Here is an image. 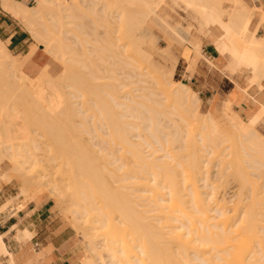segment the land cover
<instances>
[{
	"label": "bare ground",
	"instance_id": "6f19581e",
	"mask_svg": "<svg viewBox=\"0 0 264 264\" xmlns=\"http://www.w3.org/2000/svg\"><path fill=\"white\" fill-rule=\"evenodd\" d=\"M28 1L29 0H23V1L6 0V1H1L0 6H1L2 10L5 13H7L12 19L18 21L19 23L23 24V26H25V29L27 30V32L37 42V46L41 47L43 49V51L46 52L48 55L54 57L55 59H57L63 63L65 72H63L64 74L61 73L63 75H61L58 78L59 80L58 79L56 80V83L58 82L57 84L55 82H53L54 80L52 78L50 79V77L45 73H42L36 79L32 80L22 73V71H21V67H22L21 62L22 61H20L19 58H13L10 55L7 48L5 47V45L3 44V42L0 40V86L2 87L0 89L4 88L5 83L7 85V88L12 87V86L15 87V89H16L15 92L17 93L18 96L19 95H23V96L25 95L27 97V99H29L32 104L36 105V106H33L34 108H32L31 110H37L39 112L41 111L40 113H42L44 111L53 110L55 112L56 116H59L62 118L64 117L65 119H67L66 117L69 118V116L71 114V116L73 118L74 116L81 115V113H80L81 111L77 112L79 108L74 109L75 107L74 108L72 107L74 109L73 112L71 113L69 111L68 112L64 111L66 113H70L68 115H64V113L60 112V110L63 107L58 109V108H56V106H54V104L51 103L52 100H50L51 102H49V100L47 99L48 96L51 98L52 94L47 95V98H46V94L48 93V90H50L49 93H52L51 90H54L56 88H59L60 90L63 89V87H64L63 85H66L63 81H65L66 78L68 79V77H67L68 75L67 76L65 75L66 71H67V73H68V71L69 72L71 70L74 71L75 69H77L75 71H78V72L82 71L84 74H87V78L89 79L88 81L92 82V83L90 82L91 83L90 85L91 86L93 85V87H92L93 91H97L96 96L94 94V96H95L94 99L98 96L99 98L98 99L96 98V102L101 101L99 104H101L100 106H101L102 111H99L100 117L98 116L99 120L97 119L98 124H96V125H98V127L101 126L100 129L103 127L106 128L108 131L109 137H110V140L106 139L107 134L105 135L106 136L105 139H103L102 137L101 138L99 137L102 145H104V143L107 144L105 147H102L100 144V149L99 150L97 149L98 152H101L102 154L105 152V154L102 156H99L100 155L99 154V155H96L94 157L93 153H95V151H93L92 149H91V151H88V150H90V148H88L86 150V152L87 151L89 152L88 153L89 156H87L86 152H85L86 155L84 153H81L84 156H79L81 154H79L77 156L68 154V156H64V158L60 157L62 159V160L61 159L60 160L63 163L61 161H58L55 159L57 162H60V164L61 163H62V165L64 164V168L66 166L65 164H67V166H69L68 168L71 169V171H69V174L71 173L74 176V175H76L75 171L77 170L76 172H77V174H79V177H82L86 182V183H84V182L83 183L86 184L87 187H86V185H84V184L83 185L85 187L84 189L87 188V190L82 192L79 189H76V190L80 191L77 193V191H75V186H74V184H76V182L74 180L77 179L76 178L77 176L76 177L74 176L76 178L74 180H73V178H74L73 176L71 177V175H69L70 178L68 176V178L70 180L72 178V181H70L71 183H73V181H74V184H73L74 188H73L72 192H76V194H77V195H75L76 199L74 198L75 196L73 197V194H71L72 196L69 195L71 198L73 197L75 199V201H77V202L74 201V203H72V205L70 204L74 208V210H71L72 214H73V212H74V214H76L79 210V212H81L80 215L84 214V216L87 217L85 219V221L87 220L88 224L86 223L85 229L87 228L88 225L92 229H90L88 227V229H86V231L87 230H96V231L103 230V243L102 244L101 243L93 244L94 241L92 240L93 241L92 242L90 238L93 236L92 234H94V233H92L93 231H89L92 233L91 234L92 236L91 237L87 236V240H88L87 244L90 245V246H88V248L89 249L91 248L90 250L89 249L88 250L90 252L92 250V252H93L95 249L94 252H96V248H98V246L96 247V245L97 244L103 245V246H101V249L105 248L104 252L106 254L108 253L107 255H109V256L106 255V258H105V259L108 258V261H106L108 264H165V263H162L163 260H165L163 262H166V264H193L192 261L189 262L190 258H188L189 257L188 251H190V249H191L190 252H192V250L195 249V246L197 245V244L196 245L194 244V243H196L195 241H197V239H194V237L199 238V241H200L201 240L200 237H201V234L203 232H205V233H203L205 235L208 234L207 232L209 230H206L207 232L203 231V226H205L204 224H206L207 221L212 220V218L209 217V214H211L212 212H213V214L214 213L216 214V211L217 212L219 211L216 209L217 207L214 210L211 208L212 206L210 207V204H207V202L210 203V201L213 199V198H211L212 195L210 197V194L205 189L203 195L206 194L205 192H207V194L205 196L206 198L204 199L203 197H200V196H202V194L199 193V191L197 190L198 186L196 187V185H197L196 181L201 177L199 175H203L202 174L203 172L202 173L200 172L202 170L203 161H202V163L199 162V159L201 161L203 159V156H202V158L199 157L200 152H197V151H200L201 149H199V150L195 149V146H193V144L190 141V143L188 142L189 144L186 143L184 146L185 150H187V154L184 157L181 155L178 156V154H180V153L176 154V152H177L176 150H175L176 152L174 154L173 153L174 149H177V147L173 148V146H175V143H178V144L179 143L181 144L183 142L185 143V141L183 139H185L187 142L186 136H185V138H183V136L186 133L182 132L183 130H181L180 127L177 128L178 126L177 127L175 126L174 131H172V127H170L171 131H170V129L166 131L167 121H165V120L168 118L167 117L168 115H162V116H166L167 118L164 117L165 120H163L164 118L161 119V117H160L161 114L155 113L156 110L154 111V108H151L150 105H149L150 108L147 107L148 105L143 104L144 101L139 102V100H141V99H145L147 101L151 100V99H149L150 96L151 97L153 96V98L155 100L156 98H160V96L162 95L161 96L162 101L159 102L160 105L164 101L163 99H168V101L170 100L171 104L174 102V106H175V107H173V109L175 110L174 112H179L178 113L179 115L181 114L180 117L182 119L179 118V120L180 121L182 120L183 123L185 122L184 124H186V122H188V123L194 122L192 124H195V126L198 127V129L201 127L199 133H201L202 135L205 133V136L203 135V137H206L207 140H209L210 142L211 141L213 142V143H211V145L213 144L212 147H214V148L217 147V148H215L216 151L217 150H220V151L223 150L222 148H223V144L226 142V139H225L226 136H223L217 122L215 121V119L211 115L206 114L207 115V116L205 115L206 117H204V116H203L204 118L202 117V114L200 112L201 101L197 97V94H195L186 85L181 84V83H176L173 80L174 70H175L177 63L173 62L170 65V67L169 66L167 67V65L165 67H164V65L161 66V64L159 65L157 63L158 60L156 61V59H155L158 56L156 57L155 56L156 54H155L152 57V55L148 52L147 48L144 47V44H145L144 42L146 41V39H145L146 35L144 36V34H147L146 31L144 34L142 33L140 35V36L143 35V37H140V36H138V38L136 36L132 37V38H134V40H132L131 42L129 41V42L134 44V46H135L134 52L136 53L137 56L145 59L150 70H152L153 73L148 71L149 68L148 69L145 68L143 70L140 66L136 65V63L134 61H132L134 59V57L130 58L131 56L128 57V55L127 56H124L125 54L123 55V52L125 51L124 49L126 46L122 44L123 42L120 43V41H121V40H119L120 38L118 40H116V43L109 45V47L111 46L113 48L112 51H110V49H108V48L105 49L104 47H103L104 49L102 48L103 50L102 49L100 50V48H101V45H100V47H98L99 49H97V47H96V48H93L91 50L89 49V50L79 52L78 50H76L72 46L71 41H70L72 39L69 38L70 43H67L68 38L65 37V35H67V34L69 35V36L67 35L68 37H72V34L74 35V33H72V34L69 33L70 29L72 30L70 32H76V31H73V29L74 30L76 29V30H79L82 32L83 26H86L82 22L84 18H86V20L88 22H89V20L87 18H89L90 20H93L91 22L92 24H93V22L97 23L100 21L105 22V24H106V22H109V20H110V21L117 22V23L123 22L121 24V25H123L129 21V23L132 24V26L129 25V27L132 28V30H133V31H131V30L130 31L134 34V32L137 31V28L140 29V28H143L145 26L146 21L149 18V15H148L149 11H147L148 13L144 12L143 11L144 8L147 7L148 9H150L152 11L151 5L152 4L154 5V3H158L159 1L163 2V0H80L79 4H78V2H76L74 4V7L78 6L77 8H71V6L73 4L71 5L70 3H66L67 2L66 0H32L35 3V5L32 7L27 5ZM170 1L173 5L178 6V7H180V5L182 4L185 8L187 18H189L195 24V31L197 33L196 36H197L198 41L195 44V47L194 46L193 47L195 48V54L197 56V60H198V57L200 56L199 48H200L202 39H205L211 43L217 42L220 45H224L228 42L229 45H231L233 50L229 51L226 49L224 54L222 53L223 57H224L223 64L226 66L227 70H230L229 72L233 73L235 71V69H238L242 66H245L251 74V78H250L251 82L249 81L250 83H252L251 85H256L257 87L261 88L260 82L262 79H264V37H257L255 33H256L257 28L260 27L259 25L264 24V11H262L260 9L261 7L258 8L256 6H254L255 5L254 3H256L254 1H257V0H254V1L245 0L246 4H244V0H227V2H230L231 4L233 3V5H234L233 8H231L232 11H230V12H226L224 10V8L223 9L221 8L223 0H170ZM72 3H74V2H72ZM67 4H69L70 7ZM76 4H78V5H76ZM153 5H152V7H153ZM139 6H140V8H141V6H143L144 7L143 10H137V7H139ZM156 7H157V5H156ZM152 14H153V12H152ZM257 14H260V17L256 21L257 23L255 25V29L251 33L249 39L245 42L244 36L247 33L248 28H250L249 26L251 25L252 21L255 19V16ZM97 25H98V23L96 24V26ZM140 30L143 31V29H140ZM95 33L96 32L94 31V34ZM70 34H71V36H70ZM105 35H107V33ZM105 35H102V36H105ZM96 36H97V38L99 37L98 34ZM74 38H76L75 35H74ZM101 39L102 38H100V41H101ZM142 39H145V40H142ZM104 41L102 43L105 45L106 42H104ZM152 41H149V42H152ZM185 41H186V39H185ZM93 42H95V41H93ZM96 42H97V40H96ZM98 43H96V44L99 45ZM118 43H120V44H118ZM90 44H91V42H90ZM121 44H122V46H121ZM133 44H131V45H133ZM88 46H90V45L88 44ZM88 46H85L84 48H86ZM88 48H90V47H88ZM35 50H36V47L32 48L30 55ZM111 53L114 55L113 57H112ZM161 53H163L164 55H161L158 58L162 59L163 62L165 60L166 62H164V63H168L167 60H169V63H171L170 60L172 61V58L169 55H167L168 51L165 52V50H163L159 54H161ZM125 57L126 58L128 57L132 60H130V62H129L128 61L129 59H125ZM28 58H29V55H28ZM117 58H120V61H117V60H119ZM24 59H27V57ZM114 59H117V60L111 61ZM121 61L124 64L123 67L120 65L122 63H120L118 65V62H121ZM114 62H117V63L114 64ZM105 64H107L109 66V68L105 67V69H104L103 65H105ZM194 64L196 65V62H194V63L191 62V65L190 64H189L190 66L188 65L189 71H193V67H195ZM101 65L103 68L101 67ZM120 69H121V71H120ZM145 70L147 71V73ZM151 73H152V75L156 74L157 77L151 76ZM146 74H149L151 76V77H149L151 81L154 79V81H152V82H155V84L157 86L156 87L157 89L155 91L158 90L157 92H154V90H153V91L149 92V94H148L147 92L151 89L149 87V90L146 92L147 95H144L143 93L146 91V87H145V89L138 90L140 87L139 84L140 85L143 84L144 86H145V84H147V81L149 79L146 81V79H147ZM162 76L166 78L167 85H168L167 88H166V86H164L162 84V81H161ZM70 77H71V74H70ZM145 77H146V79H144ZM72 78H74V77H72ZM135 79H137L136 83H134ZM130 80H132L133 82H131ZM127 81H130V82L127 83ZM81 84H79V85H81ZM84 84L85 83H83V87H84ZM134 84H135V86H136V84H138L137 86H139V87L137 89V87L133 86L134 88H133V90H131L132 91L131 92L130 90H128L127 87L134 85ZM151 84H153V83H151ZM155 84H153V85L155 86ZM53 85H55L54 89H51L50 86L52 87ZM56 85H58V86H56ZM59 85L62 88L59 87ZM67 86H65L63 90H65L66 87H67L66 88L67 90H68V88L70 90V86L69 85H67ZM89 86H88V88H89ZM46 88H47V90H45ZM94 88H96V89H94ZM140 88H143V87H140ZM124 89H126L127 92ZM129 89H132V86H131V88L129 87ZM147 89H148V87H147ZM83 90H85V89H83ZM4 91H5V89H4ZM54 91H53V93H54ZM138 91H141V93L143 91V93H142L143 95H139L140 93ZM62 92H64V91H62ZM67 92L68 91H66L65 96L67 95ZM75 92L76 91H73V93H75ZM135 92L136 93L138 92L139 94L138 93L133 94ZM5 93H4V96L6 98H4L3 96L0 97V98H3L2 99L3 102L5 101V103H4L5 105L1 103L2 106H8L10 103L13 104L16 102L17 98L16 99L12 98L13 97V96L11 97L12 94H9L6 91H5ZM57 94H60L58 96L60 98V100L59 99L58 100L63 101L64 98L61 96L64 93H57ZM19 97H18V99H19ZM56 97L57 96H55V99L54 98H51V99L56 101ZM74 97L77 98L76 96H74ZM101 97H102V99H101ZM65 98H67L68 100L71 99V98L70 99L68 98V95ZM21 99H20V101L23 103L24 100H21ZM45 99H47L48 102L50 103L49 106L48 105L46 106L45 102L47 100H45ZM77 99H79V98H77ZM91 100H89V101H91ZM154 100L151 101L153 103V105L156 104L159 106L157 99L155 101ZM30 102H29V104H30ZM69 102H71V101H69ZM69 102L66 100L67 105ZM49 103H47V104H49ZM59 103H60V107H61V102H59ZM89 103H91V102H89ZM148 103H149V101H148ZM23 104H25V103H23ZM29 104L27 103V105H29ZM74 104H77V103L75 102ZM64 105H65V103H64ZM2 106H0V110L2 109L1 108ZM17 106L19 107L18 104H17ZM66 106H64V107H66ZM70 106H72V104H70ZM161 106H163V105H161ZM172 106H173V104H172ZM9 107H10V105H9ZM12 107L15 108V104ZM25 107H26V105H25ZM67 108H65V109L68 110ZM72 108H70V109H72ZM5 109L7 110L8 108H5ZM15 109H17V108H15ZM223 109H224L225 115L233 123L232 127L234 129V132L232 134H229L228 136L230 137V135H232L233 138H235V140H237V142L240 143V147L243 150L245 157H247L249 159L248 164L246 163L247 161H245L244 164L251 165V163H252V165H254V166H252V167H254V169L256 166L258 168L260 167L259 169L264 168V166H261L262 164H264V136L257 134L256 131L254 130V128L257 126V124L262 119H264V104H262L261 109L256 114H253L252 116L248 117L245 121L239 119L238 117L230 116L231 114H229L228 111L231 110V104L225 103ZM81 110H82V108H81ZM34 112L35 111H32L33 114H34ZM51 113L54 114L52 111H51ZM35 114H36V112H35ZM44 115L45 114L43 113V116ZM49 115H51V114L49 113ZM179 115H178V117H179ZM71 116H70V118H71ZM91 116L96 117L94 115V113ZM7 118H8V116L6 115L5 119H7ZM35 118H36V116H35ZM37 118H38V120H36V121L39 122V119L41 117H38V115H37ZM44 118L47 120V117L44 116ZM45 119L44 120L41 119L40 123L47 125V124H45L47 122ZM54 119H55V117H54ZM48 120H49V117H48ZM71 120L73 123V119H71ZM80 120L82 121L81 118H80ZM86 120H88V119L86 118ZM162 120L164 121L165 124H163ZM169 120H171V119L169 118ZM189 120H191V121H189ZM42 121H46V122H42ZM50 123H49V125H50ZM77 123H79V122H77ZM39 124L37 123V126ZM42 124H40V125H42ZM85 124H87V123H85ZM190 124H188V127L191 126ZM8 125L6 124L7 127H8ZM44 125H42V127H44ZM66 125L68 126V124H66ZM69 125H71V124H69ZM81 125L83 127L86 126V125L84 126L83 124H80V126ZM93 125H95V124H93ZM96 125H95V127H97ZM195 126H194V128H195ZM53 127L54 126L52 125V128ZM59 127H61V126H59ZM73 127H74V125H73ZM73 127H71V128H73ZM39 128H40V126H39ZM77 128H79V127H77ZM92 128H94V126ZM80 129H81V127H80ZM80 129H78V130H80ZM88 129L90 130V128H88ZM88 129L85 131H88ZM57 130H58V128H57ZM78 130H76V131H78ZM52 131H54V130H52ZM206 131L209 135H207ZM33 132H35V131H33ZM89 132H90L89 134H91V131H89ZM181 132L184 133V135L181 134ZM25 133L26 132H24L23 134H25ZM83 133H84V130H83ZM85 133L84 134L87 135V132H85ZM95 133L96 132H94L93 134H95ZM10 134H12V133H10ZM89 134H88V138L90 137ZM66 135H68V134H66ZM202 135H200V136H202ZM9 136H11V135H9ZM28 136L30 137V135H28ZM63 136L61 138H63ZM161 136H162V138H166V140L164 139L165 141H162ZM208 136H209V139L207 138ZM29 137H27V138L24 137V139L26 138V140H28ZM32 137H31V139H32ZM54 137H53V139H54ZM68 137H69V135H68ZM7 138H9V137H7ZM206 139L204 138L202 140L205 142ZM100 140H99V142H100ZM104 140H106V141H104ZM23 141H25V140H23ZM56 141H57V139H56ZM76 141H78V140H76ZM68 142H70V140ZM3 143L4 142L0 143V151H1L0 153L2 154V155H0V167H1L2 163H4L5 161H9L14 166V168H12L13 170L11 171L12 173H14L13 175L16 176V172L19 174V176H21L22 173L25 174L24 171L27 172L31 168L32 164H34L38 161V158H35L36 157L35 154L34 155L31 154V151L29 154L28 150L25 151V148H24V150L22 149L24 145L23 146L20 145L21 147L20 146L14 147L16 145V144L15 145L13 144L14 142L13 143L10 142V145H6L8 143L7 142V143H4L5 146H3L4 145ZM97 143H98V140H97ZM97 143H96V145H97ZM196 143L201 144V140L200 141L196 140ZM56 144L58 145V143H56ZM82 144H83V142H82ZM190 144L192 146H190ZM62 145H63V142H62ZM62 145H60L61 148H62ZM166 145L168 147L167 150L165 149ZM186 145H187V147H186ZM214 145H216V146H214ZM79 146L81 148L83 147L82 145H79ZM170 146H172V147H170ZM69 147L63 151L71 152L73 154L74 152H82V151L84 152V150H85V149H83V150L82 149H76L75 147L73 148V146H72V148H69ZM97 147L99 148V145H97L96 148ZM190 147H191V149H189ZM192 147L194 148L193 150H192ZM196 147H197V144H196ZM21 149L23 151H21ZM37 149H35V151ZM39 149L41 150V148H39ZM149 149L151 151L150 154L148 152ZM183 149H181V150H183ZM215 149H213L214 151L212 150L213 153L216 152ZM13 150H17L18 153H17V151H16V153L18 155L17 154L15 155V151L13 152ZM19 151L22 153H24V152H26V153H24V154L20 153L19 154ZM166 151H168V152H166ZM91 152H93V153L90 154ZM161 152H163L162 155L160 154L161 156H156V154L161 153ZM145 153H147V154H145ZM126 154H128V155H126ZM196 154H198V155H196ZM97 156H99V157H97ZM71 157H73L75 160H72L73 158H71ZM52 158H54V157H52ZM150 158H152V159H150ZM64 159L66 160V162ZM182 159H183V161H182ZM71 160L73 162H71ZM164 160L165 161L169 160V162H165ZM221 164H223V163H221ZM223 165H225V162ZM228 165H230V164H228ZM217 166H219V164ZM71 167H73L74 169L76 168V169L74 170ZM220 167H221V165H220ZM224 168H226V167H224ZM258 168H256L255 170H257ZM227 169H229V168H227ZM59 170H63V169L61 168ZM222 171H224L223 168H222ZM72 172H74V173H72ZM222 174H223V172H221V175ZM13 175L11 176L10 174H6V173L1 174L0 175V182L2 180H6L5 182L10 183V181H12V179L14 180L16 178ZM138 175L139 176L142 175V176L139 178V177H137ZM198 176H199V178H198ZM7 179H8V181H7ZM198 181H197V183H198ZM70 182L68 181V183H70ZM200 182H203V184H204L203 179H201ZM67 185H69V184H67ZM56 187H53L52 189L54 190V188H56ZM208 187H209L208 184L207 185L204 184L203 189L204 188L208 189ZM24 188L25 187H23L22 189L20 188V190H22V191L18 194V198L24 197V194L26 192V189L23 190ZM41 189L42 188H40V190ZM57 189L58 188H56L55 191H57ZM237 189L238 188H236V190ZM164 190H166L165 193L163 192ZM254 190H252V193H254ZM59 191L60 190H58V193H59ZM186 192H189L188 195L190 194V196L192 197V199L191 198L190 199L192 200V204L195 206V210H193V208H194L193 205H192L193 207H191V209H192V211H196V213L198 214V215L196 214L197 217L199 216L198 218L197 217L195 218V216H193V218L189 217L188 216L189 213L188 214L186 213L187 215H185V213L181 209V206H185V205H186L185 208H187V209L189 208V207H187V204H188L187 201L189 199L186 198V196L184 195ZM55 193H57V192H55ZM142 193H144L143 194L144 196L146 195L145 196L146 201H143L145 199H144V197L141 196ZM184 196L186 199H188L186 201L187 202L186 204L183 201V200H185ZM241 196H243V195H241ZM238 197H239V195H238ZM255 197L256 196H254L253 198H255ZM136 198H140L138 200V202L139 201L146 202L143 204L146 205L149 203V206L152 204H153V206H151V209H150L149 206L147 207V205H146L148 210L146 209V207H144L145 209L140 210L141 209L140 208L141 203L140 204L136 203L137 202ZM141 198H143V199H141ZM252 201H254V199ZM190 202L191 201H189V203ZM23 203H21V204H23ZM183 204H185V205H183ZM206 204H207V206H206ZM211 204H212V202H211ZM255 204H257V203L255 202ZM138 206L140 209L138 208ZM143 206L144 205H142V207ZM208 207H210L211 209L210 208L208 209ZM220 207H222V205H220ZM256 207H257V205H256ZM20 208H21V206H19L17 209H20ZM152 208H154L155 210L156 209L162 210V211L161 210L159 211L160 212L159 215H158V213H157V215L155 214V219H157L156 218L157 216L159 218V219H157L159 224H157V223H155V224H156V226L159 225V227L154 226V223L150 224V222H148V218H147L149 216L148 214L151 215V212L155 211ZM185 208H184V211L186 210ZM188 211L191 214V211L190 210H188ZM71 212H70V214H71ZM79 212L77 214H79ZM221 212L222 211L219 212L220 214L219 213H217V214L220 215L219 217H221V220H222V219H224V216H225L224 213L225 212H222V213ZM67 213H68V211H67ZM262 213H264V212H262ZM252 214L254 215L253 212H252ZM80 215H78V216H80ZM218 215L215 217H218ZM75 216H73V219H75ZM254 216H253V220H252V218H250L251 220H249V222L248 221L246 222V223H251L248 225V226H250L249 229H251V231H249V233H251L252 231L254 232L255 227L257 226V225H255L257 222L254 221V219H255ZM80 217H83V215ZM150 217H152V216H150ZM153 217H154V215H153ZM186 217L189 219L187 220ZM199 218H201V220H198ZM256 218H257V216H256ZM151 219L153 220L154 218H151ZM75 220H74V222H75ZM79 220H81V219H79ZM183 220H185V221H183ZM192 220H195L194 223H198L197 221H200L198 223V226H197V224L195 225L197 227H200L203 225L201 227V229H202L201 232H200V228H199V231L196 232L197 235L194 234V232L198 229L194 230V228H196V227L193 225V223L187 224L189 221L192 222ZM225 220H227V221H225ZM225 220L224 221H220V220L216 221L215 227H213L216 229V232H214V234H213L212 231L211 232L209 231L210 233L208 235L209 236H211V235L215 236L216 235L220 241L222 239L223 240L224 239L226 240V238L228 239L229 237H227V236L230 235V233L234 232V231H232V229H231L233 226L231 228L228 227V225L230 223V222H228V219H225ZM82 221H84V220H82ZM261 221H264V219H262ZM186 225H188V226H186ZM207 225L209 226V224H207ZM231 225H233V224H231ZM97 226H99V227H97ZM78 227H79V225H78ZM182 228H184V230L188 229L186 234H184L185 231H183ZM228 228H230V229L228 230ZM244 228H245V226H244ZM227 230H228V232H227ZM230 230H231V232H229ZM242 231H244V230L242 229ZM104 232H105V235H104ZM245 232H247V231H245ZM199 233H201L200 236H198ZM191 234H194L193 237L189 236ZM203 234H202L203 237H202V241H201L202 243L201 244L204 243L203 238H204V240L206 238V236ZM232 234L233 233H231V235ZM187 236L191 237V239ZM233 236H236V234L235 235L233 234ZM240 236H241V234L239 236H237L236 238L231 237L227 240L228 241L226 243L227 245L225 244L226 248H224L225 245H223L224 247L222 249V250L226 249L227 251H225V250L222 251L220 248L219 249L220 252H217L218 254L221 253V251H222V253H225L224 254V255H226L225 257H224V255H223V258L220 257V259L224 260V261H222L223 263H225V261H226V263H229V264H241L242 263L241 258L243 260L245 259L242 257L241 254L242 253L244 254V252L245 253H247V252L244 251V249H241V251H244V252L240 253L239 252L240 249H238L239 245L235 244L236 242H239L242 239V237H240ZM242 236L244 237V233ZM239 237H240V239H238L239 240L238 241L237 238H239ZM164 238H166L165 239L166 241L164 240ZM183 238H184V240H183ZM185 238L188 239V242H191L193 239L195 240V241H192L193 245L190 244V246L192 245V247L189 250H188V248H186ZM100 240H102V239L100 238ZM171 240H173V241L175 240L177 244L179 243L178 246L181 247L182 253L185 254V257H184V255L182 256L181 253H177V255L175 256L176 253H173V251H171L172 254L170 253V251L168 252L169 248H171L170 250L173 249L172 246L174 244L177 245L176 243H173V242L171 243L170 242ZM207 241H208V238H207ZM162 242H164V243L170 242V244L168 243V245H166V244L164 245V244H162ZM205 242H206V240H205ZM231 242H233L234 244ZM243 242H244V238H243ZM243 242H242V244H243ZM171 244H172V246H171ZM207 244H210V243H206V245ZM223 244H224V242H223ZM93 245H95V247ZM175 245L173 247H175ZM188 245H189V243H188ZM203 245H204V247L206 246L205 244H203ZM243 245H241V246H243ZM245 245H247V243ZM165 246H167V248ZM190 246H188V247H190ZM102 247H104V248H102ZM182 247H184V248H182ZM198 247L202 248V246H198ZM198 247L196 248L197 250H195L196 252L200 250V248H198ZM161 248H162V250L165 249L164 251H166V249H167L166 256L168 254H171V258L169 257V260L170 259L171 260L169 262H167L168 260H166L168 258V256L166 258L164 251H163L164 253L162 255ZM214 248H216V247H214ZM98 249H100V248H98ZM157 249L158 250L160 249L161 251H158ZM228 250H230V252H228ZM256 250H257V247H256ZM216 251H218V249ZM212 252L214 253L215 250ZM257 252H256V254H257ZM199 253H201V252H199ZM90 254H92V253H90ZM201 254H203V253H201ZM247 254H249V253H247ZM252 254H253V252H252ZM0 255H7L9 258V262H10L9 264H13L12 256L6 250L4 239L2 236H0ZM211 255L213 256V254H211ZM163 256H164V258H163ZM192 256H193V254H192ZM203 256L204 255H202V257ZM210 257L211 256H209V258ZM226 257H228V260L224 259ZM95 259L96 258L94 256V260H93V257L90 258V260L89 259L88 260L91 261L90 263L92 264V263H94ZM103 259L104 258H101V259L99 258L98 261L100 262V260H101V262H102V263L100 262L101 264H107V263H105V259L104 260ZM196 259H194V260H196ZM207 260H209V259H207ZM98 261L96 259V262H98ZM216 261L217 260H215V262ZM201 262L202 261H199V264H201ZM204 262H207V261H204ZM204 262H203V264H204ZM262 262H264V261H262ZM84 263H86V262H84ZM94 264H97V263H94ZM205 264H207V263H205Z\"/></svg>",
	"mask_w": 264,
	"mask_h": 264
},
{
	"label": "rangeland",
	"instance_id": "374dc122",
	"mask_svg": "<svg viewBox=\"0 0 264 264\" xmlns=\"http://www.w3.org/2000/svg\"><path fill=\"white\" fill-rule=\"evenodd\" d=\"M67 2L66 3H70L72 6H71V8H77V7H74V4L76 3V2H78V4H79V2H80V0H66ZM251 1H254V0H251ZM72 2H74V3H72ZM254 2H256V3H254L255 5L254 6H256V7H258V8H260L262 11H264V0H257V1H254ZM160 3V4H159ZM78 4H76V5H78ZM157 5V7H156V5ZM244 4H246L245 3V0H244ZM27 5H29V6H34L35 5V3L32 1V0H29L28 1V3H27ZM68 6H69V4H67ZM75 5V6H76ZM153 5V4H152ZM152 5H151V8H152V11L150 10V9H148L147 7H143V6H141V8H140V6L139 7H137V10H143V8H144V12H147V11H149V13H148V15H149V18L147 19V21H146V24H145V26L143 27V28H140V29H143V31L142 30H140V29H138L137 28V31H135L134 32V34L131 32V31H133L132 30V28H130L129 27V25L130 26H132V24L131 23H129V21L127 22V23H125V24H123V25H121L122 23H117V22H113V21H110L109 20V22H106V24H105V22H97L98 23V25L100 26H96V22H93V24L91 23L93 20H90L89 18H87L88 20H89V22L86 20V18H84L83 19V24L84 25H86V26H83V31L81 32V31H79V30H74L73 28V31H76V32H70V31H72L71 29H70V31H69V33H74V35H75V37L76 38H74V35L72 34V37H68L67 35H65V37H67L68 38V41H69V38H71L72 40H70L71 41V44H72V46L76 49V50H78L79 52L80 51H85V50H91V49H93V48H96L97 47V49H99L98 47H100V45H101V48H100V50L104 47L105 49L106 48H108V49H110V51H112V47L110 46L109 47V45H112V44H114V43H116V40H118L119 38V40H121L120 41V43H122L123 45H125L126 47H125V53L123 52V55L124 56H127L128 55V57H130V58H132V57H134V59L132 60V59H130V58H126L125 57V59H129L128 61L130 62V60H132V61H134L135 63H136V65H138V66H140L143 70L145 69V68H149V66H148V64H147V62L145 61V59H143V58H141V57H139V56H137L136 55V53L134 52V49H135V46H134V44L133 43H130L132 40H134V38H132V37H137L138 38V36H140L142 33L144 34L145 33V31H146V33L147 34H144V36L146 35H148L147 37L145 36V39H146V41L144 42L145 44H144V47L145 48H147V50H148V52L152 55V57L155 55L156 57L158 56H161V55H164L163 53H161V54H159L160 52H162L163 50H165V52L166 51H168V53H167V55H169L171 58H172V61L170 60V62L171 63H169V60H167V62L168 63H164V62H166L165 60H164V62H163V60L162 59H159L158 57L157 58H155L156 59V61H157V63L160 65L161 64V66H163L164 65V67L167 65V67L169 66L170 67V65L173 63V62H176V63H178V59H179V57L180 56H182V58H184L185 60H187V63H186V70H187V73H188V75H189V78H191V77H193L194 75L198 78V77H202V81L203 82H207V83H209V82H217V81H227L228 83H229V85H231V86H233V87H236L237 89H241L243 92H245V93H247V92H249V94H251L250 96H252V97H254L255 96V94H258L260 91H262V88H260V87H257V86H253V85H251L252 83H250L251 81H250V78H251V74H250V72L247 70V68L245 67V66H242V67H240V68H238V69H235V71L233 72V73H230L229 71L230 70H227V68H226V66L224 65V64H221V65H218V67H214V64L212 65V64H210V63H207L205 60H204V58L202 57V56H204V57H206V58H209L210 57V53H211V50H210V48L209 47H206L208 44H209V42L207 41V40H205V39H202V41H201V48H199V53H200V56L198 57V60H197V56H196V54H195V44L197 43V33H196V31H195V24L189 19V18H187V15H186V11H185V8H184V6L181 4L180 5V7H178V6H175V5H173L172 3H171V1L170 0H163V2L162 1H159L158 3H154V5H153V7H152ZM233 3L231 4L230 2H227V0H223V3H222V5H221V8L223 9L224 8V10L226 11V12H230V11H232L231 10V8H233ZM70 7V6H69ZM136 8V7H135ZM139 8V9H138ZM155 8V9H154ZM154 9V10H153ZM75 11V10H74ZM151 11V12H150ZM152 12H153V14H152ZM245 12V11H244ZM260 17V14H257L256 16H255V19L252 21V23H251V25L249 26L250 28H248V31H247V33L245 34V36H244V41L246 42L248 39H249V37H250V35H251V33H252V31L255 29V24H256V21H257V19ZM12 19V18H11ZM128 19V18H127ZM20 28H22V29H24L25 31H27L26 29H25V26H23V24H21V23H19L18 21H16V20H14V19H12ZM130 20V19H129ZM162 20V21H161ZM86 21V22H85ZM131 22V21H130ZM88 23V24H87ZM100 23V24H99ZM117 23V24H116ZM120 24V25H119ZM128 24V25H127ZM90 25V26H89ZM125 25V26H124ZM122 26V27H121ZM99 30H98V29ZM93 29V30H92ZM97 29V30H96ZM91 30V31H90ZM131 30V31H130ZM135 30V29H134ZM140 30V31H139ZM78 31V32H77ZM87 31V32H86ZM94 31L96 32L95 34H94ZM98 31V32H97ZM84 33V34H83ZM90 33V34H89ZM107 33V35H105ZM29 34V33H28ZM71 34H70V36H71ZM99 35V39L97 38V36L96 35ZM110 34V35H109ZM102 35H105V36H102ZM29 36H30V38H31V41H32V43H33V46H32V48H34V47H36V49H41L42 50V52L43 53H45L46 55H47V57H48V59H49V61H50V63H49V67H48V75H49V77H50V79L52 78L53 80V82H55L56 83V80L61 76V75H63L64 73L63 72H65V70H64V65H63V63L62 62H60L59 60H57V59H55L54 57H52V56H50V55H48L46 52H44L43 51V49L41 48V47H39V46H37V42L31 37V35L29 34ZM131 36V37H130ZM140 37H143V35L142 36H140ZM97 38V39H96ZM100 38H102L101 39V41H100ZM105 38V39H104ZM117 38V39H116ZM94 39V40H93ZM140 39V38H139ZM145 39H142V40H145ZM185 39H186V41H185ZM96 40H97V42H96ZM105 40V41H104ZM153 40V41H152ZM67 41V43H70V41L68 42ZM88 41V42H87ZM93 41H95V42H93ZM106 42V44L104 45L102 42ZM115 41V42H114ZM130 41V42H129ZM149 41H152V42H149ZM90 42H91V44H90ZM99 42V43H98ZM94 43V44H93ZM96 43H98L99 45H97ZM102 43V44H101ZM120 43H118V44H120ZM3 44L5 45V47H6V43H4L3 42ZM70 44V45H71ZM87 44V45H86ZM88 44L90 45V46H88ZM108 44V45H107ZM122 44H121V46H122ZM131 44H133V45H131ZM155 44V45H154ZM225 46L223 47V50H225V49H227V50H229V51H232L233 49H232V47H231V45H229V43L227 42L226 44H224ZM85 46H88V47H90V48H88V47H86V48H84ZM134 48H133V47ZM154 46V47H153ZM194 46V47H193ZM206 47V48H205ZM7 48V47H6ZM103 48V49H104ZM102 49V50H103ZM163 49V50H162ZM169 49V50H168ZM8 50V49H7ZM157 52V53H156ZM159 52V53H158ZM10 53V52H9ZM112 54V53H111ZM159 54V55H158ZM224 54V53H223ZM10 55H11V53H10ZM186 55H188V58L186 57ZM202 55V56H201ZM12 56V55H11ZM114 55L112 54V57H113ZM13 57V56H12ZM123 57V56H122ZM14 58V57H13ZM124 58V57H123ZM122 58V59H123ZM117 59H119V60H117ZM117 59H114V60H111V61H115V60H117V61H120V58H117ZM124 59V60H125ZM136 59V60H135ZM192 59V60H191ZM222 62H224V57L222 56ZM93 60V59H92ZM160 60V61H159ZM194 60V61H193ZM209 60L210 61H212L210 58H209ZM94 62V61H93ZM191 62L192 63H194V62H196V65L194 64V66L195 67H193V71H189V69H188V67L191 65ZM112 63V62H111ZM115 63H117V62H114V64ZM120 63H122V61L121 62H118V65L120 64ZM190 64V65H189ZM106 65V66H105ZM105 65H103V67H104V69H105V67L107 68H109V66L107 65V64H105ZM122 67L124 66V64L122 63V64H120ZM135 65V66H136ZM177 65V64H176ZM189 65V66H188ZM225 66V67H224ZM101 67H102V65H101ZM102 67V68H103ZM166 67V68H167ZM146 69V70H147ZM230 69V68H229ZM75 70H77V69H75ZM73 71V70H71L70 72L68 71V73H67V71H66V73H65V75L68 77V79L66 78V80L65 81H63L66 85H63L64 87L65 86H67V85H69L70 86V90L72 89L73 91H76L75 93H73V91L71 90H69V88H68V90L65 88V90H63L64 89V87H63V89L62 90H60L59 88H56V89H54V86L55 85H53L52 87L50 86V88L51 89H54V90H51V92L52 93H49V91L50 90H48V93L46 94V98H47V95H51V98H54L55 99V96H57L56 97V101L55 100H53V99H51L49 96H48V100H49V102H51L50 100H52V104H54V106H56V108H62L61 110H60V112H62V113H64V115H68V114H70V113H66V112H73V110L74 109H78V111L77 112H79V111H81L80 113H81V115L84 117H82L81 115H79V116H74L73 118H72V116H71V114H70V116H71V118H70V116H69V118L68 117H66L67 119H65L64 117L62 118V117H59V116H56V114H55V112L53 111V110H50V111H44V112H42V113H40L39 111H37V110H31L32 108H34L33 106H36V105H34V104H32L31 102H30V100L29 99H27V97L24 95H17V93L15 92L16 91V89H15V87H9V88H7V85H6V83H5V86H4V88L3 89H0V97H4V98H6L5 96H4V93H5V91L6 92H8L9 94H12L11 95V97L12 98H17V100H16V102L15 103H13V104H9L10 105V107L12 108H10L9 107V105L8 106H2L1 105V103L2 104H4L5 103V101L3 102V98H0V106H2L1 108V110H0V143H2V142H4V143H7L6 145H10V142L11 143H13L15 146L14 147H17V146H23V150H24V148H25V151L26 150H28V153L30 154V151H31V154H35L36 155V157L35 158H38V161L36 162V163H34V164H32V166H31V168L26 172V171H24L25 172V174H23L22 173V175L21 176H19V174L16 172V176L15 175H13L14 173H12L11 171L13 170L12 168H14V166H13V164H11L9 161H5L4 163H2V165H1V167H0V175L1 174H4V173H6V174H10L11 176L13 175V176H15L16 178L13 180L12 179V181H10V183H7V182H5L6 180H2L1 182H0V185H5V184H9V186L11 187V190H12V193H13V196H15L16 198H18L17 197V194H19L22 190H20V188L22 189L23 187H25L23 190H25L26 189V192H25V194H24V197H20V198H22V200L23 201H28V200H31V199H34V198H36L38 195H40V194H44V195H46V196H48L49 198H51L53 201H54V203H55V206H56V208L58 209V211L66 218V219H68V221L70 222V224H71V226H72V229H73V232H74V236H75V241H76V244H77V248H78V251H80V259L78 260V262H76V264H91L90 262L91 261H89L90 260V258H92L93 257V260H94V256H95V258L97 259V261H98V259L100 258H106V255L108 254H106L104 251V247H102V248H104V249H101V246H103V245H101L102 243H103V230H98V231H96V230H87L86 231V229H88V227H89V225L87 226V228L85 229V226H86V223H87V220L85 221V219L87 218L86 216H84V214H81L80 215V213L81 212H79V210H78V212H79V214H74V212H73V214H72V212H71V210H74V208L71 206L72 205V203H74V201H75V199H76V196L75 195H77L76 194V192H72L73 191V188H74V186H75V191H77V193L78 192H80V191H82V192H84L85 190H87V188L86 189H84L85 187H84V185H86V184H84V183H86L85 182V180L82 178V177H79V174H77V170L75 171V174L76 175H72L71 173L69 174V171H71V169H69L68 167L69 166H67V164H65L66 166H65V168H64V164L62 165V157L64 158V156H68V154H70V155H79V154H81V153H84L85 155H86V153H87V156H89L88 155V151H91V149L93 150V151H95V153H93V152H91L90 154H92L93 153V155H94V157L96 156V155H99V156H102V155H104L105 154V152L102 154L101 152H98V150L100 149V144H101V146L102 147H105L107 144L106 143H104V145H102V143H101V140H100V138L102 137L103 139H105V135L107 134V138L106 139H109L110 140V137H109V134H108V131H107V129L106 128H101L100 129V127H98V125H96V124H98V121H97V119L99 120V117H100V112L99 111H102L101 110V104H99L100 102L98 101V102H96V98L98 99L99 97L97 96L95 99H94V97L96 96V94H97V91H93V89H92V87H93V85L91 86L90 84L92 83L91 81H88L89 79L87 78V74H84L82 71H80V72H78V71ZM145 70V71H146ZM120 71H121V69H120ZM148 71H150V72H152V70H150V68L148 69ZM189 71V72H188ZM149 72V73H150ZM61 73H63V74H61ZM146 73H147V71H146ZM153 73V72H152ZM152 73H151V76H153V77H157V75L156 74H153L152 75ZM192 75H191V74ZM70 74H71V77H70ZM147 75V79H146V77L144 78V79H146V81H147V84H145V86L142 84V85H140L139 84V86L140 87H143V88H140L139 86H137L138 84H136V86H135V84L134 85H131L132 86V89H129V87L131 88V86H128L127 88H128V90H133V86H135V87H137V89H138V87H139V89L138 90H140V89H145V87H146V91L143 93V91H142V93L144 94V95H147L146 94V92L149 90V87L151 88L147 93L149 94V92H151V91H153L154 90V92H157V91H155L157 88V86H156V84H155V82H152V81H154V79L151 81L150 80V78L149 77H151L149 74H146ZM149 75V76H148ZM65 76V77H66ZM70 77V78H69ZM72 77H74V78H72ZM77 77V78H76ZM85 77V78H84ZM160 77V76H159ZM83 78V79H82ZM87 78V79H86ZM61 79V78H60ZM64 79V78H63ZM72 81H70V80ZM80 79V80H79ZM157 79V78H156ZM164 79V80H163ZM59 80V79H58ZM83 80V81H82ZM173 80L176 82V83H180L179 81H177L176 79H174V76H173ZM67 81V82H66ZM85 83L84 84V87H83V83ZM131 82H133L132 80H130ZM130 81H127V83H129ZM151 81V82H150ZM161 81H162V84L164 85V86H166V88H167V81H166V78L165 77H161ZM250 81V82H249ZM76 82V83H75ZM91 82V83H90ZM137 82V79H135V82L134 83H136ZM58 83V82H57ZM56 83V84H57ZM60 83V82H59ZM74 83V84H73ZM82 83V84H81ZM112 83V82H111ZM149 83V84H148ZM151 83H153V84H155V86L153 85V84H151ZM77 84V85H76ZM79 84H81V85H79ZM89 86V88H88V86ZM181 84H184V85H186L187 87H189L195 94H197V97H199V99L201 100V98L200 97H202L203 98V95H201V96H199V94H198V87H199V84L198 83H196V85H194V84H189V82L188 81H186V82H183V83H181ZM45 85V84H44ZM73 87H72V86ZM153 85V86H152ZM56 86H58V85H56ZM81 86V87H80ZM213 87H214V84L212 85ZM49 87V86H48ZM47 87V88H48ZM59 87H61L60 85H59ZM80 87V88H79ZM147 87H148V89H147ZM177 87V86H176ZM0 88H2L1 86H0ZM8 90H7V89ZM47 88L45 89V90H47ZM62 88V87H61ZM78 88V89H77ZM154 88V89H153ZM178 88V87H177ZM4 89H5V91H4ZM76 89V90H75ZM82 89V90H81ZM83 89H85V90H83ZM87 89V90H86ZM94 89H96V88H94ZM136 89V88H135ZM210 89V88H209ZM60 90V91H59ZM79 92H78V91ZM125 91H126V89H124ZM123 90V91H124ZM53 91H54V93H53ZM59 91V92H58ZM62 91H64V92H62ZM66 91H68L67 92V95H68V98L70 99V100H68L67 98H65L66 96H65V94H66ZM94 93H93V92ZM127 92V91H126ZM132 92V91H131ZM140 94H139V93ZM137 93L139 94V95H143L142 93H141V91H138ZM57 93H64V94H62V96L61 97H63L64 98V102L63 101H59L60 100V98L58 97L60 94H57ZM77 93V94H76ZM136 92L135 93H133V94H137ZM2 94V95H1ZM6 94V93H5ZM55 94V95H54ZM70 94V95H69ZM94 94H95V96H94ZM253 94V95H252ZM8 95V94H7ZM80 95V96H79ZM99 95V94H98ZM70 96V97H69ZM74 96H76L77 98H79V99H77V98H75ZM93 96V97H92ZM136 96V95H135ZM138 96V95H137ZM162 96V95H161ZM161 96H160V98H156L157 99V101H158V104H159V102H161L162 101V98H161ZM18 97H19V99H18ZM91 97V98H90ZM149 97V96H148ZM22 98V99H21ZM89 100H91V101H89ZM20 99L21 100H24L23 101V103H25V104H23L21 101H20ZM26 99V100H25ZM47 99H45V100H47ZM59 99V100H58ZM69 102V101H71V102H69L70 104H72V106H70V104L68 103V105L70 106H68L67 105V103H66V100ZM101 99H102V97H101ZM149 99H151V100H148L149 101V103H148V101L147 100H145V99H141V100H139V102H143V104H145V105H148L147 107H149V105L151 106V108H154V111L156 110V112L155 113H159V114H161V119H163L164 117L165 118H167L166 120H165V118L163 119V120H165V121H167V123H166V131L167 130H169L170 129V127H172V131H174V129H175V126L177 127V128H181V130H183L182 132H184V133H186L185 135H184V133H182L181 132V134H183L184 136H183V138H185V136H186V138H187V142H186V140L185 139H183L184 141H185V143L183 142V143H175V146H173V148L174 147H177V149H174V151H173V153L175 154V152H176V154H178V153H180V154H178V156L179 155H181V156H185L186 154H187V150H185V148H184V146H185V144L187 143V144H189L190 143V141H191V143L193 144V146H195V149H197V150H199V149H201L200 151H197V152H200V156L199 157H201L202 158V156H203V159L200 161V159H199V162H201L202 163V161H203V165H202V170L200 171L203 175H199V176H201L200 178H199V176H198V183H197V181H196V187L198 186V188H197V190L199 191V193H201L202 194V196H200V197H203L204 199L206 198L205 196H206V194H207V192L210 194V197H211V195H212V197L211 198H213L211 201H210V203L209 202H207V204H210V207L212 208V209H214L215 210V208L217 209V210H219L218 212L216 211V214L214 213L213 214V212L211 213V214H209V217H211L212 218V220L211 221H207L206 222V224H204L205 226H203V231H206V230H209L210 232L212 231L213 232V234H214V232H216V229L215 228H213V227H215V222L216 221H224L225 219H228V222H230L229 223V225H228V227H232L231 229H232V231H234V232H231V230L229 231V232H231V233H233L234 235L236 234V236H233V234L231 235V233H230V235H228L227 237H229V238H231V237H237V236H239L240 234H241V236L240 237H242V239L239 241L238 239H240V237L239 238H237V240L239 241V242H236L235 244H238L239 245V248L238 249H240V253L241 252H244V251H246L247 253H249V254H247V253H245L244 252V254L242 253L241 255H242V257L243 258H245L244 260L241 258V260H242V263L241 264H264V262H262V261H264V221H261L262 219H264V213H262V212H264V168H261V169H259L257 166L255 167V169L256 168H258L257 170H255L254 169V167H252V166H254V165H252V163H251V165H246V164H244L245 163V161H247L246 163L248 164V161H249V159L247 158V157H245V155H244V152H243V150L241 149V147H240V143L239 142H237V140H235V138H233V136L232 135H230V137L228 136L229 134H232L233 132H234V129H233V127H232V125H233V123L230 121V119L225 115V112H224V109L222 110V113L220 114V110H221V108H222V101H221V103H218V101H217V98H215L214 100H208L207 101V105H208V107L206 106V103H205V101H204V99L203 100H201V106H200V112H201V114H202V117L204 116V117H206L207 115H211L214 119H215V121L217 122V124H218V126H219V128H220V131L222 132V134H223V136H226V142L223 144V150H217L216 151V149L215 148H217V147H212V145H211V143H213L212 141L210 142L209 140H207L206 139V137H203V135L205 136V133L202 135L201 133H199L200 132V128L198 129V127H196L195 126V124H192V123H194V122H186V124H184L183 122H182V120L180 121L179 120V118H181L180 116H181V114L179 115L178 113L179 112H174L175 110L173 109V107H175L174 106V102L172 103L173 104V106H172V104H171V102H170V100L168 101V99H163L164 101L162 102V104L161 105H163V106H161L160 104H159V106L158 105H153V103L151 102V101H153L154 100V98H153V96L151 97H149ZM155 99V100H156ZM161 99V100H160ZM2 100V101H1ZM30 102V104L32 105H30L29 104V102ZM48 100L45 102L46 103V106L48 105H50V103L48 102ZM100 100V99H99ZM154 100V101H155ZM160 100V101H159ZM18 101V102H17ZM61 102V107H60V103L59 102ZM88 101V102H87ZM93 101V102H92ZM167 101V102H166ZM21 102V103H20ZM29 104V105H27V103ZM63 102V103H62ZM77 103V104H74V103ZM89 102H91V103H89ZM44 103V104H45ZM47 103H49V104H47ZM64 103H65V105H64ZM80 103V104H79ZM98 103V104H97ZM14 104H15V108H17V109H15L14 107H12V106H14ZM17 104L19 105V107L17 106ZM63 104V105H62ZM93 104V105H92ZM165 104V105H164ZM171 104V105H170ZM5 105V104H4ZM25 105H26V107H25ZM67 105V106H66ZM76 105V106H75ZM97 105V106H96ZM17 106V107H16ZM30 106V107H29ZM64 106H66V107H64ZM167 106V107H166ZM21 107V108H20ZM68 107V108H67ZM74 109H73V108ZM90 107V108H89ZM158 107V108H157ZM5 108H8L7 110L5 109ZM14 108V109H13ZM65 108H67L68 110H66ZM70 108H72V109H70ZM81 108H82V110H81ZM100 110H99V109ZM150 108V107H149ZM169 108V109H168ZM172 108V109H171ZM223 108H224V106H223ZM19 109V110H18ZM31 111H30V110ZM65 109V110H64ZM70 109V110H69ZM86 109V110H85ZM168 109V110H167ZM171 109V110H170ZM259 109H260V107H259ZM12 110V111H11ZM15 110V111H14ZM21 110V111H20ZM26 110V111H25ZM84 110V111H83ZM93 110V111H92ZM24 111V112H23ZM29 111V112H28ZM32 111H35L36 112V114H35V112H34V114L32 113ZM51 111L54 113V114H52L51 113ZM64 111H66V112H64ZM153 111V112H154ZM158 111V112H157ZM172 113H171V112ZM259 111V110H258ZM23 112V113H22ZM46 112V113H45ZM51 114V115H49V113ZM85 112V113H84ZM167 112V113H166ZM229 112V114H231L230 116H235V117H237L235 114H234V112L232 111V110H230V111H228ZM32 113V114H31ZM39 113V114H38ZM43 113L45 114L44 116L45 117H47V120L44 118V116H43ZM92 113V114H91ZM93 113H94V115L96 116V117H92L91 115H93ZM171 113V114H170ZM176 113V114H175ZM257 113V112H256ZM22 116H21V115ZM25 114V115H24ZM84 114V115H83ZM207 114V115H206ZM6 115L8 116V118L7 119H5V117H6ZM36 116V118H37V115H38V117H41L40 119H39V122L38 121H36V120H38V118L36 119L35 118V116ZM40 115V116H39ZM158 115V114H157ZM162 115H168L167 117L166 116H162ZM170 115V116H169ZM173 115V116H172ZM178 115H179V117H178ZM206 115V116H205ZM34 118H33V117ZM53 116V117H52ZM81 116V117H80ZM99 116V117H98ZM177 116V117H176ZM48 117H49V120H48ZM51 117V118H50ZM54 117H55V119H54ZM58 117V118H57ZM203 117V118H204ZM34 120H33V119ZM80 118L82 119V121L80 120ZM86 118L88 119V120H86ZM169 118L171 119V120H169ZM31 119V120H30ZM41 119H45L46 121H42V122H46L45 124H47V125H44V124H42V123H40V120ZM71 119H73V123H72V120ZM84 119V120H83ZM94 119V120H93ZM182 119V118H181ZM240 119V118H239ZM66 120V121H65ZM80 120V121H79ZM162 120V121H163ZM241 120H243V119H241ZM4 121V122H3ZM29 121V122H28ZM51 123H50V122ZM55 121V122H54ZM65 121V122H64ZM71 121V122H70ZM189 121H191V120H189ZM245 121V120H244ZM35 122V123H34ZM50 123V125H49V123ZM53 122V123H52ZM67 122V123H66ZM75 122V123H74ZM77 122H79V123H77ZM81 122V123H80ZM93 122V123H92ZM175 122V123H174ZM37 123L39 124H42V125H44V127H42V125H38L37 126ZM77 123V124H76ZM85 123H87V124H85ZM174 123V124H173ZM178 123V124H177ZM183 123V124H182ZM191 123V124H190ZM5 124V125H4ZM6 124L8 125V127L6 126ZM56 124V125H55ZM65 124V125H64ZM66 124H68V126L66 125ZM69 124H71V125H69ZM80 124H83L85 127H83L82 125L80 126ZM93 124H95L97 127H95V125H93ZM163 124H165L164 123V121H163ZM170 124V125H169ZM176 124V125H175ZM182 124V125H181ZM188 124H190L191 126H189L188 127ZM259 124V125H258ZM257 124V126L254 128V130L256 131V133L257 134H259V135H261V136H264V119H262L259 123ZM52 125L54 126L53 128H52ZM64 125V126H63ZM73 125H74V127H73ZM94 126V128H92L93 126ZM10 126V127H9ZM39 126H40V128H39ZM59 126H61V127H59ZM67 126V127H66ZM169 126V127H168ZM194 126H195V128H194ZM48 127V128H47ZM71 127H73V128H71ZM77 127H79V128H77ZM80 127H81V129H80ZM57 128H58V130H57ZM67 128V129H66ZM88 128H90V130L88 129ZM35 129V130H34ZM49 129V130H48ZM74 129V130H73ZM78 129H80V130H78ZM88 129V131H85V130H87ZM92 129V130H91ZM98 129V130H97ZM103 129V130H102ZM11 132H10V131ZM41 132H39V131ZM52 130H54V131H52ZM65 130V131H64ZM71 130V131H70ZM76 130H78V131H76ZM83 130H84V133L85 132H87V135H85L84 133H83ZM95 130V131H94ZM199 130V131H198ZM204 130V129H203ZM26 132L25 134H23L24 132ZM33 131H35V132H33ZM56 131V132H55ZM69 131V132H68ZM89 131H91V134H89L90 132ZM107 131V132H106ZM170 131H171V129H170ZM202 131V130H201ZM23 132V133H22ZM29 132V133H28ZM39 132V133H38ZM66 134H68L69 135V137H68V135H66ZM94 132H98L97 134L95 133V134H93ZM10 133H12V134H10ZM37 133V134H36ZM51 133V134H50ZM73 133V134H72ZM206 133H207V131H206ZM11 135V136H9V135ZM39 134V135H38ZM53 134V135H52ZM88 134H89V138H88ZM202 135V136H200V135ZM221 134V135H222ZM28 135H30V137L28 136ZM33 137H32V136ZM44 135V136H43ZM52 135V136H51ZM64 135V136H63ZM102 135V136H101ZM207 135H209L208 133H207ZM220 135V136H221ZM55 136V137H54ZM57 136V137H56ZM63 136V138H61ZM67 136V137H66ZM104 136V137H103ZM7 137H9V138H7ZM24 137H29L28 138V140H26V138L24 139ZM31 137H32V139H31ZM53 137H54V139H53ZM100 137V138H99ZM109 137V138H108ZM203 137V138H202ZM57 139V141H56V139ZM59 138V139H58ZM206 139L205 140V142L202 140V139ZM208 139H209V136L207 137ZM102 139V140H103ZM161 139H162V141H165L166 140V138H162V136H161ZM165 139V140H164ZM169 139V138H168ZM201 140V144L199 143H196V140H198V141H200ZM23 140H25V141H23ZM60 140V141H59ZM70 140V142H68V141ZM76 140H78V141H76ZM84 140V141H83ZM97 140H98V143H97ZM99 140H100V142H99ZM23 141V142H22ZM37 141V142H36ZM76 141V142H75ZM89 141V142H88ZM104 141H106V140H104ZM61 142V143H60ZM62 142H63V145H62ZM79 142V143H78ZM82 142H83V144H82ZM189 142V143H188ZM204 142V143H203ZM3 143V144H4ZM56 143H58V145L56 144ZM67 143V144H66ZM90 143V144H89ZM96 143H97V145H99V148L97 147L96 148ZM164 143V142H163ZM203 143V144H202ZM210 143V144H209ZM12 144V145H13ZM26 144V145H25ZM70 144V145H69ZM85 144V145H84ZM177 144V145H176ZM195 144V145H194ZM196 144H197V147H196ZM60 145H62V148L60 147ZM69 148H72V146H73V148L75 147L76 149H85L84 150V152L82 151V152H74L73 154L71 153V152H67V151H63V150H65V149H67L68 147ZM79 145H84L82 148L79 146ZM165 145V144H164ZM180 145V146H179ZM183 145V146H182ZM211 145V146H210ZM3 146H5V144L3 145ZM20 146V147H21ZM26 146V147H25ZM89 146V147H88ZM172 146H170V147H172ZM182 146V147H181ZM190 146H192L191 144H190ZM203 146V147H202ZM214 146H216V145H214ZM101 147V148H102ZM180 147V148H179ZM186 147H187V145H186ZM189 147V146H188ZM220 147V146H219ZM218 147V148H219ZM222 147V146H221ZM28 148V149H27ZM38 148V149H37ZM39 148H41V150L39 149ZM59 148V149H58ZM64 148V149H63ZM88 148H90V150H88L87 152H86V150L88 149ZM165 148V147H164ZM184 148V149H183ZM215 149V151L216 152H214L213 153V149ZM15 149V148H14ZM21 149V151H23ZM35 149H37L36 151H35ZM43 149V150H42ZM98 149V150H97ZM166 150L168 149V147H167V145H166V148H165ZM181 149H183V150H181ZM189 149H191V147L189 148ZM194 148L192 147V150H193ZM213 151H212V150ZM221 149V148H220ZM40 150V151H39ZM176 150V151H175ZM209 150V151H208ZM15 151V155L18 153V151L17 150H13V152ZM16 151H17V153H16ZM61 151V152H60ZM63 151V152H62ZM179 151V152H178ZM191 151V150H190ZM204 151V152H203ZM208 151V152H207ZM1 152V151H0ZM60 152V153H59ZM86 152V153H85ZM147 152V151H146ZM149 154L151 153V151H150V149H149ZM166 152H168V151H166ZM186 152V153H185ZM207 152V153H206ZM24 154V153H26V152H24V153H22V152H20L19 151V154ZM76 153V154H75ZM172 153V154H173ZM184 153V154H183ZM196 153V152H195ZM145 154H147V153H145ZM163 154V152H161V153H158V154H156V156H161V155ZM166 154V153H165ZM202 154V155H201ZM0 155H2L1 153H0ZM18 155V154H17ZM92 155V156H93ZM126 155H128V154H126ZM167 155V154H166ZM196 155H198V154H196ZM79 156H84V155H79ZM91 156V155H90ZM99 156H97V157H99ZM147 156V155H146ZM164 156V155H163ZM52 157H54V158H52ZM61 157V158H60ZM128 157V156H127ZM58 158V159H57ZM71 158H73V157H71ZM167 158V157H166ZM53 159V160H52ZM58 160V161H61L62 163L60 164V162H57L56 160ZM61 159V160H60ZM150 159H152V158H150ZM149 159V160H150ZM164 159V158H163ZM35 160V159H34ZM65 160V159H64ZM72 160H75L74 158L72 159ZM71 160V162H73ZM48 161V162H47ZM165 161V160H164ZM182 161H183V159H182ZM35 162V161H34ZM51 162V163H50ZM65 162H66V160H65ZM64 162V163H65ZM165 162H169V160H167V161H165ZM224 162H225V165H223L224 164ZM221 163H223V164H221ZM48 164V165H47ZM50 164V165H49ZM56 164V165H55ZM219 164V166H217ZM227 164V165H226ZM228 164H230V165H228ZM59 165V166H58ZM62 165V166H61ZM220 165H221V167H220ZM50 166V167H49ZM57 166V167H56ZM204 166V167H203ZM229 166V167H228ZM261 166H264V164H262ZM201 167V166H200ZM224 167H226V168H224ZM51 168V169H50ZM53 168V169H52ZM63 169V170H59V169ZM71 168H73V167H71ZM222 168H223V170L224 171H222ZM227 168H229V169H227ZM58 169V170H57ZM68 169V170H67ZM74 169V168H73ZM72 169V170H73ZM76 169V168H75ZM74 169V170H75ZM58 171V172H57ZM67 171V172H66ZM15 172V171H14ZM23 172V171H22ZM221 172H223V176L221 175ZM72 173H74V172H72ZM217 173V174H216ZM219 174V175H218ZM69 175H71V177L73 176L74 178H73V180L74 179H76V180H74L75 182H76V184H74V181H73V183H71L70 181H72V178H71V180L69 179L70 178V176ZM221 175V176H220ZM19 176V177H18ZM68 176H69V178H68ZM142 176V175H141ZM141 176H137V177H141ZM204 176V177H203ZM18 177V178H17ZM68 178V179H67ZM80 179V180H79ZM83 179V180H82ZM201 179H203L204 180V184H208L209 185V187H208V189L207 188H204L203 189V187H204V184H203V182H200V180ZM66 180V181H65ZM7 181H8V179H7ZM65 181V182H64ZM68 181L70 182V183H68ZM82 181V182H81ZM62 182V183H61ZM67 182V183H66ZM84 182V183H83ZM153 183V182H152ZM67 184H69V185H67ZM72 184V185H71ZM73 184H74V186H73ZM84 184V185H83ZM40 187H39V186ZM57 187H56V186ZM83 185V186H82ZM51 186V187H50ZM70 186V187H69ZM73 186V187H72ZM79 186V187H78ZM153 186V185H152ZM53 187H56V188H58L57 189V191H55V189L56 188H54V190L52 189ZM72 187V188H71ZM86 187H87V185H86ZM240 188L239 190L237 189L236 190V188ZM256 187V188H255ZM40 188H42L41 190H40ZM71 188V189H70ZM255 190H254V189ZM38 189V190H37ZM76 189H79V190H76ZM206 189V191L207 192H205L206 194L205 195H203L204 194V190ZM29 190V191H28ZM58 190H62L61 192L59 191V193H58ZM187 190V189H186ZM212 190V191H211ZM252 190H254V193H252ZM28 191V192H27ZM188 191V190H187ZM232 191V192H231ZM55 192H57V193H55ZM161 192V191H160ZM164 193L166 192V190H164L163 191ZM237 192V193H236ZM256 192V193H255ZM162 193V192H161ZM188 193L189 192H186L184 195L186 196V198H188V199H186L185 198V196H184V199L185 200H183L184 202H185V204L188 202V204H187V207H189L188 209L187 208H185L186 207V205L185 204H183V205H185V206H181V209L183 210V212L185 213V215H187L188 213H189V217H192L193 218V216H195V218L197 217V213H196V211H192V209H191V207H193L194 205L192 204V197L190 196V194L188 195ZM51 194V195H50ZM71 194H73V197L75 198H71L69 195H71ZM144 193H142L141 194V196L142 197H144V199L145 200H143V201H146V198H145V196L143 195ZM187 194V195H186ZM235 194V195H234ZM62 195V196H61ZM238 195H239V197H238ZM241 195H243V196H241ZM253 195V196H252ZM60 196V197H59ZM68 196V197H67ZM72 196V195H71ZM188 196V197H187ZM254 196H256L255 198H253ZM167 198V197H166ZM191 198V199H190ZM140 198H136V200H137V202L136 203H138V204H140L141 203V206H140V208H139V206H138V208L140 209V210H143V209H145L144 207H146V205H147V207L149 206V203L148 204H143V203H146V202H142V201H139L138 202V200H139ZM141 199H143V198H141ZM254 199V201H252ZM188 200V201H187ZM69 201V202H68ZM187 201V202H186ZM189 201H191L190 203H189ZM224 201V202H223ZM71 202V203H70ZM75 202H77V201H75ZM211 202H212V204H211ZM216 202V203H215ZM226 202V203H225ZM255 202L257 203V204H255ZM224 203V204H223ZM229 203V204H228ZM71 204V205H70ZM207 204H206V206H207ZM217 204V205H216ZM259 204V205H258ZM22 205V204H21ZM142 205H144L143 207H142ZM193 205V206H192ZM220 205H222V207H220ZM254 205V206H253ZM256 205H257V207H256ZM261 205V206H260ZM151 206H153V204L152 205H150L149 206V208L151 209ZM165 206V205H164ZM209 206V205H208ZM219 206V207H218ZM72 207V208H71ZM146 207V209L148 210V208ZM210 207H208V209L210 208ZM260 207V208H259ZM157 208V207H156ZM184 208L186 209L185 211H184ZM210 208V209H211ZM225 208V209H224ZM138 209V210H139ZM149 209V210H150ZM152 209H154V208H152ZM76 210V209H75ZM137 210V211H138ZM155 210V209H154ZM153 210V211H154ZM157 210V209H156ZM154 211V212H151V215L150 214H148L149 216L147 217L148 218V222H150V224L152 223H154V226H156V224L155 223H157V224H159V222H158V220L157 219H159L158 218V216L156 217L157 219H155V214L157 215V213H158V215H159V211L161 210H157V211ZM188 210H190L191 211V214H190V212L188 211ZM193 210H195V206H194V208H193ZM226 210V211H225ZM67 211H68V213H67ZM145 211V210H144ZM152 211V210H151ZM162 211V210H161ZM220 211H222V212H225L224 213V219H222L221 220V217H219L220 215H218L217 213H219ZM70 212H71V214H70ZM83 212V211H82ZM195 212V213H194ZM221 212V213H222ZM228 212V213H227ZM252 212L254 213V215L252 214ZM154 213V214H153ZM187 213V214H186ZM194 213V214H193ZM197 214V215H196ZM220 214V213H219ZM71 215V216H70ZM76 215V216H75ZM78 215H80V216H82L83 215V217H80V216H78ZM153 215H154V217H153ZM218 215V217H215V216H217ZM261 215V216H260ZM73 216H75V219H73ZM79 218H78V217ZM150 216H152V217H150ZM253 216H254V221L255 222H257L255 225H257L256 227H255V230H254V232L252 231L251 233H249V231H251V229H249V227L250 226H248L249 224H251V223H246L247 221L249 222V220H251L250 218H252V220H253ZM256 216H257V218H256ZM85 217V218H84ZM199 217V216H198ZM197 217V218H198ZM214 217V218H213ZM72 218V219H71ZM83 218V219H82ZM151 218H154L153 220L151 219ZM187 218V217H186ZM191 218V219H192ZM194 218V219H195ZM202 218V217H201ZM201 218H199L198 220H201ZM217 218V219H216ZM223 218V217H222ZM79 219H81V220H79ZM150 219V220H149ZM189 218H187V220H188ZM230 219V220H229ZM260 219V220H259ZM74 220H75V222H74ZM82 220H84V221H82ZM89 220V219H88ZM157 220V221H156ZM215 220V221H214ZM82 223H81V222ZM154 221V222H153ZM183 221H185V220H183ZM194 221L195 220H192V222H188L187 224H189V223H193V225L195 226L196 224H197V226H198V223L200 222V221H197L198 223H194ZM225 221H227V220H225ZM187 222V221H186ZM75 223V224H74ZM211 223V224H210ZM214 225H213V224ZM82 224V225H81ZM88 224V223H87ZM201 224V223H200ZM199 224V225H200ZM203 224V223H202ZM207 224H209V226L207 225ZM228 224V223H227ZM231 224H233V225H231ZM239 224V225H238ZM78 225H79V227H78ZM213 225V226H212ZM77 226V227H76ZM153 226V225H152ZM186 226H188V225H186ZM193 226V227H194ZM197 226H195L196 228H194V230L195 229H198V230H196L195 232H194V234H196L197 235V233L196 232H198L199 231V228H200V232H201V227L202 226H200V227H197ZM207 226V227H206ZM212 226V227H211ZM236 226V227H235ZM244 226H245V228H244ZM248 226V227H247ZM97 227H99V226H97ZM156 227H159V225H157ZM90 228V227H89ZM205 228V229H204ZM230 228H228V230L230 229ZM249 230H248V229ZM81 229V230H80ZM83 229V230H82ZM90 229H92V228H90ZM183 229V231H185V233L184 234H186V232H187V230L188 229H186V230H184V228H182ZM215 229V230H214ZM242 229L244 230V231H242ZM247 229V230H246ZM85 230V231H84ZM105 230V229H104ZM228 230H227V232H228ZM257 230V231H256ZM89 231H93L92 233H94V234H92L91 232H89ZM96 233H95V232ZM202 231V232H203ZM207 232L208 234L210 233V232ZM242 231V232H241ZM245 231H247V232H245ZM83 232V233H82ZM87 232V233H86ZM189 232V231H188ZM85 233V234H84ZM89 233V234H88ZM203 233H205V232H203ZM202 233V234H203ZM243 233H244V237L242 236L243 235ZM84 234V235H83ZM93 236H92V235ZM96 234V235H95ZM102 234V235H101ZM194 234H191V235H189V236H191V237H193V235ZM200 234L201 233H199L198 234V236H200ZM202 234H201V237H200V241H199V238H195L194 237V239H197V241H195L193 238V240L192 241H195L196 243H194L197 247L198 246H202V248L201 247H198V248H200V250L199 251H195V250H197L196 248V246H195V249H193L192 250V252H190L191 251V247H192V245H193V242L191 241V242H188V239L187 238H185V243H186V248H188V250L190 249V251H188L189 253V257L188 258H192L191 260L189 259V262H191L192 261V263L193 264H199V261H202L201 262V264H203V262L204 261H207V262H204V264L205 263H209V264H229V263H226V261H225V263H223L222 261H224L223 259H220V257L221 258H223V255L225 254V253H222V251H227L226 249H224V250H222L223 249V245H225L228 241V239L226 238V240L224 239H222L221 241L218 239V237L215 235V236H209L208 234H203V235H205L206 236V238H205V240H206V242H205V240H204V238H203V244H205L206 245V243H210V244H207L205 247H204V245L203 244H201L202 242ZM254 234V235H253ZM95 235V236H94ZM104 235H105V232H104ZM195 235V236H196ZM87 236L88 237H91L90 239H91V241L93 242V244H96V243H101V244H97L96 245V247L98 246V248H100V249H98V248H96V252H94L95 251V249H94V251L92 252V250H91V252L89 251L90 249L88 248V246H90V245H88L87 244V242H88V240H87ZM189 236H187V237H189ZM257 236V237H256ZM166 237V236H165ZM191 237H189L190 239H191ZM216 237V238H215ZM253 237V238H252ZM93 238V239H92ZM100 238L102 239V240H100ZM167 238V237H166ZM166 238H164V240L166 239ZM207 238H208V241H207ZM243 238H244V242H243ZM247 238V239H246ZM95 239V240H94ZM98 239V240H97ZM105 239V238H104ZM187 239V240H186ZM221 239V238H220ZM86 240V241H85ZM183 240H184V238H183ZM236 240V239H235ZM236 240V241H237ZM166 241V240H165ZM164 241V242H165ZM189 243V245H188V243ZM218 241V242H217ZM243 242V244H242V242ZM164 242H162V244H166V245H168V243L170 244V242L172 243H176V241L174 240H171L170 242H166V243H164ZM184 242V241H183ZM198 242V243H197ZM212 242V243H211ZM223 242H224V244H223ZM201 245H200V244ZM218 243V244H217ZM231 243H233V242H231ZM247 243V245H245ZM258 243V244H257ZM161 244V243H160ZM177 244V243H176ZM179 244V243H178ZM178 244L177 245H175V247H173L172 246V244H171V246H172V250H170L171 248H169V250H168V252L170 251V253H171V251H173V253H176L175 254V256L177 255V253H181L182 254V256L184 255V257H185V254H183L182 253V250H181V247L180 246H178ZM190 244H192L191 246H190ZM220 244V245H219ZM234 244V243H233ZM262 244V245H261ZM190 246V247H188V246ZM213 245V246H212ZM227 245V244H226ZM226 245H225V247L224 248H226ZM241 245H243V246H241ZM94 247H95V245H93ZM92 246V247H93ZM161 246V245H160ZM170 246V247H171ZM177 246V247H176ZM193 246V247H194ZM212 246V247H211ZM241 246V247H240ZM257 247V250H256V247ZM163 247V246H162ZM166 248H167V246H165ZM180 247V248H179ZM185 247V246H184ZM184 247H182V248H184ZM214 247H216V248H214ZM243 247V248H242ZM260 247V248H259ZM159 248V247H158ZM164 248V247H163ZM179 248V249H178ZM205 248V249H204ZM221 248V253H217V252H220V249ZM89 249V250H88ZM218 249V251H216ZM241 249H244V251H241ZM158 250V249H157ZM161 250H162V248H161ZM160 249L158 250V251H161ZM165 250V249H164ZM164 250H162V255H163V253L165 252V256H166V252H167V249H166V251H164ZM187 250V249H186ZM204 250V251H203ZM215 250V252L213 253L212 251H214ZM259 250V251H258ZM89 251V252H88ZM164 251V252H163ZM175 251V252H174ZM180 251V252H179ZM203 251V252H202ZM258 251V252H257ZM262 251V252H261ZM199 252H201V253H203V254H201V253H199ZM228 252H230V250H228ZM251 252V253H250ZM252 252H253V254H252ZM256 252H257V254H256ZM90 253H92V254H90ZM96 255H95V254ZM191 253V254H190ZM195 253V254H194ZM198 253V254H197ZM261 253V254H260ZM94 254V255H93ZM160 254V253H159ZM172 254V253H171ZM171 254H168L167 256H168V258H167V256H166V260H168L167 262H169L170 260H169V257L171 258ZM192 254H193V256H192ZM211 254H213V256L211 255ZM217 254V255H216ZM246 254V255H245ZM197 255V256H196ZM200 255V256H199ZM202 255H204L203 257H202ZM219 255V256H218ZM2 256H6V257H8L7 255H2ZM107 256H109V255H107ZM161 256V255H160ZM209 256H211L210 258H209ZM217 256V257H216ZM226 255H224V257H225ZM261 256V257H260ZM213 257V258H212ZM215 257V258H214ZM257 257V258H256ZM259 257V258H258ZM162 258V257H161ZM163 258H164V256H163ZM197 258V259H196ZM199 258V259H198ZM203 258V259H202ZM212 258V259H211ZM227 258V259H226ZM226 258H224L225 260H228V257H226ZM253 258V259H252ZM262 258V259H261ZM89 259V260H88ZM96 259H95V261H94V263H97V264H101L102 262H101V260H100V262L98 263V262H96ZM103 259V260H104ZM194 259H196V260H194ZM201 259V260H200ZM207 259H209V260H207ZM86 260V261H85ZM92 260V261H93ZM102 260V261H103ZM162 260V259H161ZM194 260V261H193ZM213 260V261H212ZM215 260H217L216 262H215ZM220 260V261H219ZM249 260V261H248ZM106 261H108V258L107 259H105V263H107ZM163 261H165V260H163ZM162 261V263H165L166 264V262H163ZM248 261V262H247ZM257 261V262H256ZM259 261V262H258ZM84 262H86V263H84ZM88 262V263H87ZM104 262V261H103ZM247 262V263H246ZM94 263H92V264H94ZM108 264V263H107Z\"/></svg>",
	"mask_w": 264,
	"mask_h": 264
},
{
	"label": "crops",
	"instance_id": "0c3cea01",
	"mask_svg": "<svg viewBox=\"0 0 264 264\" xmlns=\"http://www.w3.org/2000/svg\"><path fill=\"white\" fill-rule=\"evenodd\" d=\"M1 1L6 0H0V3ZM259 26L255 34L257 37H264V24ZM0 40L6 43L8 51L14 58L22 61L21 71L28 78L34 80L42 73L49 74L50 61L47 55L41 49H36L30 55L33 43L28 32L20 28L1 6ZM224 46L217 42H209L206 47L211 50L209 58L212 61L201 56L207 63L218 67L223 64L222 53L226 50H223ZM26 57L27 59H24ZM186 57L188 58V55ZM186 63L187 60L180 56L174 70V79L180 83L186 81L194 85L198 83V94L203 95V98H200L204 99L207 107L208 100L217 98L218 103L222 101L220 114L224 104L229 103L231 110L235 111L234 114L246 120L256 114L264 104V79L260 82L262 91L252 97L249 92L245 93L229 85L227 81L207 83L202 81V77L197 78L195 75L189 78ZM19 206L21 208L17 209ZM0 236L4 239L6 250L12 256L13 264H76L80 259L72 226L58 211L54 201L44 194L23 201L22 198L13 196L9 184L0 185ZM9 263L8 257L0 255V264Z\"/></svg>",
	"mask_w": 264,
	"mask_h": 264
}]
</instances>
